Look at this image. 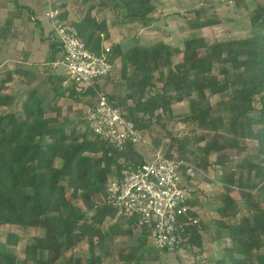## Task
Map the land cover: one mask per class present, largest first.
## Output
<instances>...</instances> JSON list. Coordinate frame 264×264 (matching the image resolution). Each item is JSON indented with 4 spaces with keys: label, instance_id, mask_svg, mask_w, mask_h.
Returning <instances> with one entry per match:
<instances>
[{
    "label": "trees",
    "instance_id": "trees-1",
    "mask_svg": "<svg viewBox=\"0 0 264 264\" xmlns=\"http://www.w3.org/2000/svg\"><path fill=\"white\" fill-rule=\"evenodd\" d=\"M5 1L13 4L14 17L0 24V37L8 38L16 20L22 18L23 7L18 6L20 0ZM61 1L54 5L59 19L70 22L85 48L97 56L104 54L110 28L129 24L148 27L156 20L153 15L158 9L156 0H120V6L112 0H80L77 4L83 15L72 21L68 4ZM229 1L237 11L245 3ZM252 2L255 8L248 16L249 32L241 38L210 44L194 34L182 47L163 40L151 45L138 40L127 47L113 44L108 53L111 74L81 94L64 87L66 76L53 73L50 67L61 52L54 30L44 34L39 22L28 15L29 23L36 25L27 31L32 41L39 30L40 42L49 45L39 65L44 67L50 89L31 88L7 111L15 98L5 92L16 80L13 73L0 80V227L8 229L0 243V264H145L160 260L162 255L195 248L202 251L211 228L212 241L222 240L224 230L229 244L214 264H264V0ZM109 10L123 23H110L106 17ZM205 12L192 9L196 15L193 29L220 23L208 19ZM98 13L104 17L98 18ZM117 71L119 80L131 91L129 98L135 100L134 108L124 117L137 130H151L154 123L174 119L192 134L202 133L197 143L205 145L198 148L201 153L193 163L203 170L219 167L223 171L221 190L214 196L211 210L215 216L203 222L189 203L191 210L181 219L187 240L172 252L157 250L151 232L140 227L137 218L118 224L122 218L107 204V186L122 180L125 166L147 162L139 145L128 143L120 150L100 140L88 129L83 113L77 121L59 117L57 102L65 97L93 106L97 94L104 93L120 109L127 106L105 90ZM50 94L53 98L48 101ZM216 97L220 100L215 107L212 101ZM182 103H187L188 111L177 116L173 106ZM46 104L52 115L46 114ZM171 139L165 156L172 158L178 146L179 159L194 165L185 159V142ZM247 142L253 147L244 163L232 167L230 159L247 151ZM194 186L193 179H188L187 187ZM236 191L239 199L232 195ZM79 202L84 212L77 206ZM21 244L20 256L13 251ZM83 245L86 249L77 251Z\"/></svg>",
    "mask_w": 264,
    "mask_h": 264
},
{
    "label": "rangeland",
    "instance_id": "rangeland-1",
    "mask_svg": "<svg viewBox=\"0 0 264 264\" xmlns=\"http://www.w3.org/2000/svg\"><path fill=\"white\" fill-rule=\"evenodd\" d=\"M57 0H50L52 4L51 9L53 11H58L59 9L54 7L57 6ZM80 0H71L69 4L71 5V9L73 15L77 18H81L83 15L82 6L77 4ZM158 9L155 11L153 17L156 19L151 25L148 27H142L141 25H132L129 24L124 26L115 27L110 30L111 38L106 41L109 45L104 44L105 46H112L114 42L115 44L119 43L123 40L124 47L130 46L134 44L136 41H140L143 45H151L156 43L157 41L163 40L168 44L173 46H183V41L191 37L192 35H199L205 37L210 44H213L215 41H225L234 38H241L245 35V33L249 32L248 28V16L253 12L255 5L252 0H245L243 7L239 8V11L236 10L235 4L230 2L229 0H156ZM113 4L120 6V0H112ZM13 5V4H12ZM203 9L205 10V15L210 20H219L220 23L211 27H207L200 30H195L191 27V23L196 20V15L192 13V9ZM107 19L109 22H122V18H117L115 13L109 10ZM104 13H100V17L103 16ZM41 20L46 28V30L51 31V19L43 12ZM102 18V17H101ZM232 19V21H228ZM22 27L25 28V24H22ZM53 28V26H52ZM167 31V32H166ZM41 32L36 31V39L32 42L31 34H28L26 29H23L21 33L17 34V39H23L28 42V48H31V61H42L45 55L48 53L49 45L48 43L40 42ZM196 35V36H197ZM16 36V35H15ZM12 37H9L6 41L2 42L1 49L8 54L7 60L15 61L10 63L12 67L9 69L8 65L5 67L7 70L1 73L0 76L4 78H8L9 74L7 72L15 71L18 72L22 69L23 66L17 64L22 61V56L19 55L16 48V42H11ZM105 42V43H106ZM1 43V42H0ZM31 43V46L30 44ZM14 44V45H13ZM33 48V49H32ZM29 51H25L27 54ZM61 52L58 53L57 60L61 59ZM27 57V56H25ZM21 66V67H20ZM42 71H34L31 79L24 77L21 73H16L14 80L16 83L11 84V87L16 86L14 91H11L13 98L15 100L10 102V108L6 109L7 111H11L13 106L17 104V101L21 100L23 96L30 90L31 88H35L40 90L41 92L47 91L50 89V85L46 82V76ZM54 70V69H53ZM31 71V70H30ZM58 72H64V68L60 66L57 69ZM31 84L34 86L31 87ZM108 93H113L116 97V101L126 102L127 106L121 108L120 110L125 115L130 114V110L134 108L135 100L130 99L129 95L131 91L128 90L126 86L123 85V82L119 80V72L117 71L113 75L112 84L106 87L105 89ZM16 92V93H15ZM53 94H50V99L52 100ZM220 100V97H216L213 99L212 104L216 107L217 102ZM57 108L60 109L59 117L61 121L66 119L75 120L79 119V115L85 112L86 106L83 104H77L73 102L72 99L67 97L61 98L57 102ZM175 115L180 116L185 114L188 111L187 103L176 104L173 106ZM46 114L52 115L50 111L49 105L46 104ZM136 116V115H135ZM226 121L229 122V115H225ZM143 134L147 143L139 145L140 152L145 155L147 162L152 160L154 153L161 152L165 154L167 147L172 144L171 138H178L182 143L185 142L186 150H185V159H188L193 163L195 156L200 155L199 147H203L205 145L204 142H200V145L197 143L198 136L202 133L192 134L191 131L186 128L182 123L176 124L174 119H165L159 125L153 124L151 130H143ZM186 139V140H185ZM248 150L245 151L241 156H234L230 159L231 166L235 167L243 162V158L247 156L253 147V143L247 142ZM178 146H175L173 149L172 157L179 158L180 155L176 151ZM194 153V155L192 154ZM213 158L212 160H214ZM194 164V163H193ZM196 168V176L193 179L194 187L188 188L189 199L192 206L201 216L203 222H209L214 216L215 213H212L211 210L215 207L214 196L221 190V184L219 183V178L222 176V169L219 167H210L207 170H203L197 167L196 164L193 165ZM264 188V184H263ZM194 189V190H193ZM235 198L239 199L240 196L238 192L232 194ZM98 201V200H97ZM99 202V201H98ZM83 212L85 211L82 203L79 202L77 205ZM264 206V204H263ZM210 210V211H209ZM123 219L118 221V224H124ZM114 222H110L113 224ZM212 229V228H211ZM209 229V233L205 236L203 242V249L200 251L199 249H193L190 252L180 251L175 254H167L165 256L162 255L161 259L154 262H147L145 264H214L216 260H218L223 255V249L228 247L227 243V232L222 231V240L212 241L213 238V230ZM7 228L0 227V243L3 244L5 241V235L7 232ZM138 233V232H137ZM32 243V241H30ZM22 245H19L17 249H15V253L21 256ZM86 249V245H83L80 249ZM202 252V253H200ZM19 264H22V261H19Z\"/></svg>",
    "mask_w": 264,
    "mask_h": 264
},
{
    "label": "built area",
    "instance_id": "built-area-1",
    "mask_svg": "<svg viewBox=\"0 0 264 264\" xmlns=\"http://www.w3.org/2000/svg\"><path fill=\"white\" fill-rule=\"evenodd\" d=\"M48 17L62 54L50 67L54 70L60 66L64 68V87L85 93L97 80L111 74L113 68L108 58L111 46H105L104 54L97 56L85 48L70 22L59 19L58 11L50 10ZM97 95L95 104L86 106L83 113L88 129L95 136L120 150L128 143H147L143 131L137 130L106 94ZM195 176L193 165L156 152L150 162L128 164L122 180L108 184L107 204L116 209L123 220L137 218L140 227L149 229L157 250L172 252L187 240L181 219L191 210L187 180Z\"/></svg>",
    "mask_w": 264,
    "mask_h": 264
},
{
    "label": "crops",
    "instance_id": "crops-1",
    "mask_svg": "<svg viewBox=\"0 0 264 264\" xmlns=\"http://www.w3.org/2000/svg\"><path fill=\"white\" fill-rule=\"evenodd\" d=\"M57 1H59L60 3L62 2L61 0H57ZM69 1H71V0H65V2L68 4V11L70 13L69 18L72 21H76L78 19L77 15H76V17L73 15V12H72V9H71V5L69 4ZM20 5L24 8V9L22 8L23 12L20 15L22 18H21V20H16V22H15L16 27L14 26L13 27L14 29H12V31H11L12 39H9V40H11V42L14 41V43L16 42L15 51H17L19 55H23L22 56V58H23L22 61H20L17 64L23 66L22 69H24V70H21V74H23L24 77H25L26 74H28L27 78L29 80V79H31L32 74H35V73H31V72L42 71V67L43 66L39 65L40 61H36V62L31 61V56H32L31 51L32 50H31V48H28L29 47L28 46V42L29 41H24L23 39H20V40L17 39V34L21 33V31L23 29H26V31H33L35 29L36 25L35 24H30L29 21L27 20L29 14L33 15L32 20L34 22H37V21L39 22L38 24L41 27L40 29H43L44 34L47 35L50 32H52L53 31L52 26H51V31L50 30H46V28H45V26H44V24H43V22L41 20V17H40V16H42L43 12H45V14L47 15V13L51 9V6H50L51 3H50V0H20L18 6H20ZM12 10H13L12 4H8L5 0H0V24L1 25H3L4 22L7 19H9L10 17H14V15H12L13 14ZM98 14H99L98 18H101V17L103 18L104 17V15L100 17V13H98ZM16 15H18V14H16ZM108 15H109V13H106V17H108ZM22 24H25V28L22 27ZM112 29H114V28H110V30H112ZM35 33H33V35ZM8 38L1 34V37H0V42H1L0 43V75H1V73H3V71L5 72L7 70V68L5 69V67L7 65L9 67V69H11L12 67L10 66V63L15 64L14 63L15 61H11L10 62L9 60H7L8 54L3 51L5 49H3V47L1 46L2 42L6 41ZM110 38H111V34H110ZM123 40H121L119 43H122ZM115 43L116 42H114V44ZM29 44L31 46V43H29ZM105 44L109 45L107 42ZM1 47H2L3 50L1 49ZM26 50L29 51L27 54H25ZM25 56H27V57H25ZM54 71L55 72H53V73L62 74V75H64V73H65V71L64 72H58L57 70H54ZM7 73L9 74V77L11 76V73H13L14 74L13 76L15 78V74H16L15 71L7 72ZM2 76H5V74H3ZM2 76H0V80L6 79V78H4ZM11 84H13V83H11ZM11 84H9V89L5 92V94H7L9 96H12V94L10 92L14 91L16 89V86L11 87ZM33 86L34 85L31 84V87H33Z\"/></svg>",
    "mask_w": 264,
    "mask_h": 264
}]
</instances>
